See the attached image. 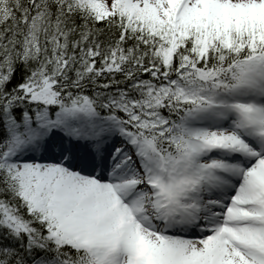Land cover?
<instances>
[{"label":"snow or ice","instance_id":"obj_1","mask_svg":"<svg viewBox=\"0 0 264 264\" xmlns=\"http://www.w3.org/2000/svg\"><path fill=\"white\" fill-rule=\"evenodd\" d=\"M0 264H264V0H0Z\"/></svg>","mask_w":264,"mask_h":264}]
</instances>
